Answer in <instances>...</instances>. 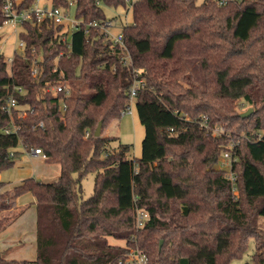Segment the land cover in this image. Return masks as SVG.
I'll use <instances>...</instances> for the list:
<instances>
[{"label": "trees", "instance_id": "16d2710c", "mask_svg": "<svg viewBox=\"0 0 264 264\" xmlns=\"http://www.w3.org/2000/svg\"><path fill=\"white\" fill-rule=\"evenodd\" d=\"M104 6L131 8L122 28L128 63L123 47L89 26L108 19ZM73 11L71 47L62 26L32 17L20 24L24 49L11 62L0 53V174L19 146L41 148L60 166L53 181L28 177L0 190V212L9 211L0 233L29 205L37 214L36 257L10 258L7 248L0 264H120L134 246L148 264H232L251 240L252 264H264V0H76ZM136 78L144 79L134 106L145 135L141 155L131 156V144L109 148L118 137L103 133L128 108ZM64 81L70 93L51 89ZM226 150L236 157L230 169L220 166ZM89 173L94 190L83 198ZM24 194L34 200L12 209ZM137 209L149 214L141 228Z\"/></svg>", "mask_w": 264, "mask_h": 264}, {"label": "rangeland", "instance_id": "374dc122", "mask_svg": "<svg viewBox=\"0 0 264 264\" xmlns=\"http://www.w3.org/2000/svg\"><path fill=\"white\" fill-rule=\"evenodd\" d=\"M50 1V0H49ZM200 1V0H199ZM105 14L108 18H115L113 26L111 28L112 33L116 34L120 31L123 24L131 23L133 19V14L131 8L122 9V8H114L109 6H104ZM21 29L20 24L16 26L12 23L5 25L2 29H0V50L5 54L7 58L12 57L14 54V48L18 49L19 47V35L18 32ZM245 105H238L237 110L245 112L248 108ZM103 135H113L117 136L118 139L112 141L109 148H116L118 144L128 143L131 144V156H140L142 150V140L145 135V128L141 124L138 119L137 110L134 106V110L132 114H124L122 117L118 119H113L105 128V132ZM18 149L22 151L21 155L16 158V163L14 166L3 170L0 174V181L6 183V187L12 188L14 185L19 184L23 179L28 177H36L40 180H54L55 174L58 172L57 164H49L46 163L45 160L41 157H33L27 155L24 148L19 146ZM224 168H229V161L226 160ZM58 174V173H57ZM56 174V175H57ZM94 173H89L82 180V192L81 196L83 198L89 197L94 190ZM33 196L30 194L23 195L18 200L19 206H26L30 204L33 200ZM26 210L24 214L25 218L18 224L15 231L12 232V235L17 236L15 242L22 240L26 245L31 243L33 239L31 236L35 233L36 230V222H37V214L36 210L33 206ZM16 207L14 202L12 203V209ZM34 211V212H33ZM9 211L0 212L1 215H6ZM8 242L5 236H0V250L7 249L12 243L15 245H21L22 247L25 245L20 242ZM115 243L124 244V241H116ZM20 243V244H19ZM14 247V248H15ZM254 242L253 240L249 243L248 251L241 257L235 259L232 264H252L251 257L254 253ZM23 251L21 252L22 257L26 259H32L36 257V246L27 245L23 247Z\"/></svg>", "mask_w": 264, "mask_h": 264}, {"label": "built area", "instance_id": "2783aa9c", "mask_svg": "<svg viewBox=\"0 0 264 264\" xmlns=\"http://www.w3.org/2000/svg\"><path fill=\"white\" fill-rule=\"evenodd\" d=\"M3 11L7 17V21L5 25L12 23L13 25L21 24L24 21H27L31 19L32 17H35L37 22L42 21H51L52 24L55 26H62L63 28L58 32V34L61 36V39L68 43V46L71 47V44L69 42L70 36L74 29L77 28L80 20L77 19L74 15L73 7L75 5L76 0H69V6L67 8L54 6L51 2V0H34L32 6L28 9H22L17 10L16 5L21 2L22 0H3ZM129 10V9H128ZM114 19L108 18L103 22L99 21H92L89 23V26L94 27L97 31H99L101 34H103L107 39H110L112 41V44L114 46L118 45L123 47L127 51V47L124 43V34L122 31V28L125 24H123L120 31L116 34L112 33L111 28L113 26ZM24 41L20 40L18 49L15 47V50H23L24 49ZM1 53V50H0ZM8 61H12V57L8 58ZM124 63H128V61H131L130 54L127 51V54L123 57ZM32 73L33 75H36L38 73V65L37 61H34L32 66ZM144 85V79L142 78H136L133 81V84L130 87L129 90V100H128V108L123 111L124 114H132L134 110V99L141 88V86ZM14 90L23 91V89L20 86L14 85ZM54 91H63L65 90L67 93H70L71 86L67 81H64L62 83L55 84L51 87ZM17 107V99L14 95H10L4 105V110L11 114L13 108ZM206 121L204 122V124ZM42 124V123H41ZM6 131H9V129H6ZM27 155L30 156H41L45 158V153L41 148H31L29 150H25ZM11 155H13V151L10 152ZM236 157L233 155L231 150H226L223 153V156L221 158L220 166L224 167L226 160L229 161V169L230 165L233 160H235ZM230 177L232 181L234 182L236 179V176L233 172L230 173ZM1 190V187H0ZM234 192H237V188L234 186L233 188ZM149 218V214L143 210V209H137L135 214V226L136 228H141L145 225L147 219ZM148 255L147 253L139 248L138 246L131 247L126 253L125 258L123 260H120V264H148Z\"/></svg>", "mask_w": 264, "mask_h": 264}, {"label": "crops", "instance_id": "0c3cea01", "mask_svg": "<svg viewBox=\"0 0 264 264\" xmlns=\"http://www.w3.org/2000/svg\"><path fill=\"white\" fill-rule=\"evenodd\" d=\"M4 27V26H3ZM2 27V28H3ZM2 28H0V29H2ZM139 119V118H138ZM142 151V150H141ZM141 155V154H140ZM33 157H41V156H33ZM41 158H43V157H41ZM44 159V158H43ZM58 165V164H57ZM56 171H58L57 173L59 174V172H60V166L58 165V170L56 169ZM56 173V174H57ZM55 174V178L54 179H56L57 178V176H58V174L56 175ZM44 181V180H43ZM45 181H53V180H45ZM4 189H8V187H6V186H4V187H1V190H4ZM24 195H27V194H24ZM23 196V195H22ZM20 197L21 196H19L18 198H16L15 200H14V205L15 206H19L18 205V200L20 199ZM34 200V199H33ZM32 200V201H33ZM34 211H35V209H33ZM33 211V212H34ZM36 212V211H35ZM25 215L26 214H22L19 218H17L9 227H7L4 231H2L1 233H0V236H5V238H6V240L8 241V242H15V240L17 239V236H14V235H12V232L13 231H15V229H16V227L18 226V224L20 223V222H22V220H24V218H25ZM35 235H36V230H35V233L31 236V239H33V241L31 242V243H29V244H27V245H32L33 247H35L36 245H35V243H34V237H35ZM23 244H25V243H23ZM26 244L24 245V246H27ZM23 246V247H24ZM23 247L20 245H18V246H16L15 248H14V246L13 247H10L9 248V246H8V251H7V256L8 257H10V258H21L22 257V255H21V252L24 250L23 249Z\"/></svg>", "mask_w": 264, "mask_h": 264}, {"label": "water", "instance_id": "95a60500", "mask_svg": "<svg viewBox=\"0 0 264 264\" xmlns=\"http://www.w3.org/2000/svg\"><path fill=\"white\" fill-rule=\"evenodd\" d=\"M252 112V107L248 108L245 112L241 113L243 117L249 116ZM103 121L101 120L96 128L95 134L100 135L102 130Z\"/></svg>", "mask_w": 264, "mask_h": 264}]
</instances>
